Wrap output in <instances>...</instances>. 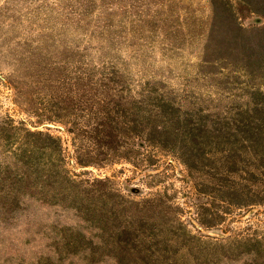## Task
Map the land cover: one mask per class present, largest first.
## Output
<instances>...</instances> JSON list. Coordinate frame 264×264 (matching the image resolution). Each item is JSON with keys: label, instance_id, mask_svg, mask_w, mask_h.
Listing matches in <instances>:
<instances>
[{"label": "rangeland", "instance_id": "1", "mask_svg": "<svg viewBox=\"0 0 264 264\" xmlns=\"http://www.w3.org/2000/svg\"><path fill=\"white\" fill-rule=\"evenodd\" d=\"M0 264H264V0H0Z\"/></svg>", "mask_w": 264, "mask_h": 264}, {"label": "trees", "instance_id": "2", "mask_svg": "<svg viewBox=\"0 0 264 264\" xmlns=\"http://www.w3.org/2000/svg\"><path fill=\"white\" fill-rule=\"evenodd\" d=\"M202 114H198V115H193L191 116V119H189L188 121V127H187V131L189 133V139L192 141V143L194 145H199L201 143V141L199 140L201 138V130H200V127L205 125L207 126V129L209 128V124H201V121H200V117H201ZM247 116H243L241 114H223L221 116H215L214 118L213 117H210L209 120L212 121V125L214 124H221L222 127H225V128H229V127H244V126H247V125H251L252 124V121H250L249 118H246ZM214 119V121H213ZM168 123H172V120H168L166 121ZM204 129H206L204 126H203ZM217 131V133L221 136H228V135H231L230 133H232V131H229L227 129L225 130H218V129H215ZM248 133H249V130H246ZM241 133H245V131L241 132ZM236 152V151H234ZM234 152H231V150H228V152H225L224 149H221L220 150V162H221V165L222 167H224V170L225 171H231L230 168L233 166H236V160H235V154ZM228 153V154H227ZM227 180V179H226ZM230 192H233L230 190ZM227 198H229V196L226 195Z\"/></svg>", "mask_w": 264, "mask_h": 264}]
</instances>
